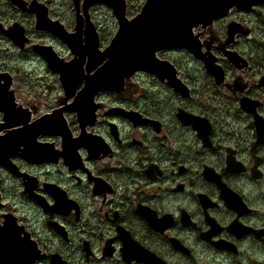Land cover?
Returning <instances> with one entry per match:
<instances>
[{
	"label": "flooded vegetation",
	"instance_id": "flooded-vegetation-1",
	"mask_svg": "<svg viewBox=\"0 0 264 264\" xmlns=\"http://www.w3.org/2000/svg\"><path fill=\"white\" fill-rule=\"evenodd\" d=\"M20 1L0 0V264H264V0L156 16L176 44L94 95L112 11Z\"/></svg>",
	"mask_w": 264,
	"mask_h": 264
},
{
	"label": "water",
	"instance_id": "water-1",
	"mask_svg": "<svg viewBox=\"0 0 264 264\" xmlns=\"http://www.w3.org/2000/svg\"><path fill=\"white\" fill-rule=\"evenodd\" d=\"M101 1L112 8L115 14L119 28L110 41L109 45L103 51V54L99 56L106 60L105 64L100 68L99 71L93 74L91 80L85 81L88 87L84 90L85 92L94 95L100 88L113 89L114 87L121 86L125 79L131 77L135 71L140 69H148L152 60V53L158 47H165L175 45L176 42L169 35L158 36L157 32L163 28H179L185 29L176 24L164 27L162 25H155L154 21L156 16L169 15L175 16L176 14H185L191 16L188 5H191L193 1L197 0H146L141 12L134 18L127 20L124 17L123 0H86V5L92 2ZM262 0H198L200 5L201 14H203L204 24L207 25L214 19L224 16L228 12V8L232 4L239 6L250 7L253 4L258 3ZM17 6H21L20 0H11ZM180 18L179 20H184ZM191 24L189 25V28ZM66 42L72 45L71 37L72 34L57 33ZM98 56V57H99ZM48 57V56H47ZM205 65L208 69H211L210 62L205 55L202 56ZM50 67L54 68L55 71L63 70L71 67V63L63 65L58 64L56 61L48 57ZM69 76L62 75L60 79H65V85L69 84ZM6 115L8 114L9 107H3ZM8 116V115H7ZM15 123L9 122L6 119L5 125H14ZM36 123L35 125H37ZM36 135H31L29 138V148L31 143H34ZM0 147H4L6 139L1 140ZM9 157V156H4Z\"/></svg>",
	"mask_w": 264,
	"mask_h": 264
},
{
	"label": "rangeland",
	"instance_id": "rangeland-1",
	"mask_svg": "<svg viewBox=\"0 0 264 264\" xmlns=\"http://www.w3.org/2000/svg\"><path fill=\"white\" fill-rule=\"evenodd\" d=\"M97 12L101 15L102 18V26L104 27V30L106 31H110L113 27H114V19L113 16L111 14V12H108L106 8L101 7V8H97ZM15 57V55H14ZM14 61H16V59L14 58ZM41 67H35L36 70H39ZM39 79L40 77H37L36 74L31 73L29 75V87L27 89H30L31 84H34L36 82V80ZM42 81V79H41ZM44 83V80H43ZM33 90H37V88H33Z\"/></svg>",
	"mask_w": 264,
	"mask_h": 264
}]
</instances>
